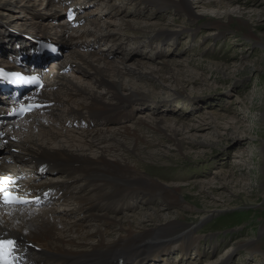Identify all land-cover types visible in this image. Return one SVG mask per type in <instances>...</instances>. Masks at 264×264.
<instances>
[{
    "label": "rangeland",
    "instance_id": "rangeland-1",
    "mask_svg": "<svg viewBox=\"0 0 264 264\" xmlns=\"http://www.w3.org/2000/svg\"><path fill=\"white\" fill-rule=\"evenodd\" d=\"M186 1L196 15L193 21L176 14L172 8L158 9L140 0H89L84 8L94 12L98 6H104L97 8L102 14H95V18L105 20L102 33L108 38L95 49L108 53L105 61L122 67L119 53L123 52L131 57L125 61L130 68L134 69L137 61L145 65L140 72L134 69L133 74H124L122 82L130 87L141 86L139 90L147 101L137 106L129 104L127 110L132 108V118L122 124L98 123L93 128L137 130L144 139L138 141L141 164L144 162L138 169L141 174L166 187L180 185L186 190L184 194L181 192L182 207L159 197L146 200L142 191H137L131 203L111 216L130 220L129 227L144 236H147L145 230L155 229L153 222L193 226L192 239L196 243L188 250H183L181 240L175 241L164 249L165 255L148 257L143 264H218L224 260L222 264H262L259 255L244 246L258 241L256 246L264 249V117H261L264 113V0ZM0 2L7 5L0 11V23L12 28L13 33L20 29V10L30 14L31 7L45 13L41 0ZM28 25H25L27 30L33 23ZM158 27H163L170 38L158 35ZM47 30L50 31L49 26ZM0 40L11 39L0 36ZM120 42L122 47L118 45ZM66 47L63 45L59 50L63 60L69 56L70 47ZM85 74L74 70L63 77L79 88L106 96L93 74ZM60 97L63 101L60 111L64 114L57 111L55 116L50 115V119L59 122L66 119L68 105L76 104L68 102L64 95ZM52 107L45 112H56ZM155 118H162L170 125L177 121L173 128L177 129V137L183 138L182 151L176 149V141L153 130ZM64 129L73 136L87 128L66 126ZM62 140L65 144L66 140ZM1 145L4 154L14 150L8 143ZM85 152L95 156L96 148ZM151 152L156 155L147 160ZM127 156L134 163L135 157ZM57 175L55 181H60L62 177ZM201 184H205V189L198 187ZM62 202L46 207L55 209L59 217L77 221L79 218L70 213L74 205L67 200ZM83 223L93 231V236L86 240L95 242L94 231L100 224ZM115 233L106 235V239L113 238ZM152 254L155 253L148 256Z\"/></svg>",
    "mask_w": 264,
    "mask_h": 264
},
{
    "label": "bare ground",
    "instance_id": "bare-ground-1",
    "mask_svg": "<svg viewBox=\"0 0 264 264\" xmlns=\"http://www.w3.org/2000/svg\"><path fill=\"white\" fill-rule=\"evenodd\" d=\"M140 1L158 9L172 8L176 14L185 15L192 21L196 17L186 0ZM41 2L45 13L35 11L31 7H29L30 14L20 10V29L14 30V33L9 30L0 31V36L6 40L11 39L7 42L0 40V63L6 55L14 52L13 50L16 51L14 48L16 46L19 49L26 45L33 46L35 42L42 43V41H48L52 45L62 43L70 47L65 64L71 69L86 73L85 75L93 74L95 81L105 89L106 96H101V93L97 91L79 88L60 75V79L54 84L55 89L50 91L47 88L48 90L36 92V100L50 103L56 112H42L14 121L13 118L4 117L9 110L8 102L0 103V133L3 134V137H0V147L2 148L1 144L8 143L14 150L19 149L5 154L3 164L7 159H13L17 163L33 167L35 171L39 168L45 170L44 176L52 173L59 174V177H62L60 181L55 179L33 181L27 190L34 195L46 196V204L53 199L71 202L74 207L70 213L79 218L73 221L59 217L55 215V209L50 207L35 209L12 205L4 208L0 213L1 234L17 240L19 245L17 253L26 264H143L148 257L165 255L164 249L180 240L183 250H188L190 245L196 243L192 239L194 231L192 225L188 227L179 223L156 225L157 223L153 222L155 229L145 230L147 236H144V233L129 227L130 220L111 216H116L121 211L119 208L126 203H131L137 191H142L146 200L159 197L164 202L182 207L181 192L184 194L186 190L180 185L166 187L160 181L141 174L138 169H141L144 162L141 164L142 157L138 152V141L144 139L137 130L124 128L123 131H108V129L97 127L89 129L90 123L94 125L122 124L127 118H131L133 110L132 108L127 110L129 104L137 106L147 101L146 96L139 90L141 86L130 87L122 82L124 74H133L134 69L140 72L145 65L137 61L133 64L134 69L130 68L125 61L131 57H127L123 52L119 53L122 55L119 58L122 67L105 61L108 53L97 51L92 46H85L78 40V35H72L70 23L65 20L62 10H65L66 4L84 9L89 0H41ZM6 7L5 3L0 2V11H4ZM94 17L95 13L91 18L93 24L81 31L88 30L100 36L105 31L103 28L106 25L105 20L97 18L93 20ZM27 23L28 27L33 23L28 30L25 26ZM48 26L50 31L47 30ZM157 34L170 38L163 27L157 28ZM118 45L122 47L121 42ZM61 95L66 96L68 102L76 104L68 105L65 110L66 119L59 122L50 119V115L55 116L57 111H60V106L63 104ZM261 117H264V113ZM28 118L32 120L29 121ZM67 121L71 124L85 121L88 127L81 131L80 135L79 133L73 136L68 135L64 129L68 125ZM173 123L177 121L170 125L162 118H155L152 120V128L165 138L176 141L174 143L176 149L182 151L183 138L177 137V129L173 128ZM56 126L57 129H54ZM27 133L31 134L29 138ZM62 139L66 140L65 144L62 143ZM108 140L111 143H108ZM127 140L128 144H126ZM50 142L55 145L49 144ZM92 148H96L95 156H89L85 152ZM109 153H112L110 155L112 158H107ZM127 154L135 157L134 163L131 164L132 161H129L130 157ZM155 155L156 153L151 152L146 159L151 160ZM77 181H80L78 185ZM198 187L205 189V184ZM262 193L264 200V191ZM79 215L81 217H77ZM201 215H205V212ZM88 221H97L104 227L100 225L96 227L95 242L86 240L93 236V231L86 229L83 223ZM111 233H115L113 238L106 239V235L110 236ZM190 239L192 242H188ZM256 242H250L244 247H248V250L253 249L252 252H256L261 263L264 264V249L256 246L259 243L255 244ZM149 253L155 254L148 256Z\"/></svg>",
    "mask_w": 264,
    "mask_h": 264
},
{
    "label": "snow or ice",
    "instance_id": "snow-or-ice-1",
    "mask_svg": "<svg viewBox=\"0 0 264 264\" xmlns=\"http://www.w3.org/2000/svg\"><path fill=\"white\" fill-rule=\"evenodd\" d=\"M33 105L27 107L21 106V111L31 110ZM7 182V178L4 181H0V200L5 204L11 203H26L27 201L22 200L19 196L10 192L6 187L3 186ZM14 246V241L11 240H0V264H9L7 257L10 255L11 250Z\"/></svg>",
    "mask_w": 264,
    "mask_h": 264
},
{
    "label": "water",
    "instance_id": "water-1",
    "mask_svg": "<svg viewBox=\"0 0 264 264\" xmlns=\"http://www.w3.org/2000/svg\"><path fill=\"white\" fill-rule=\"evenodd\" d=\"M0 21H1V20H0ZM0 30H9L11 33L13 32V29H12V28H10V27L7 26V25H3V24H1V23H0ZM4 155H5L4 152L2 151V149H0V158L2 157V159H0V169H1L2 166H3V161H4V159H5V158H3Z\"/></svg>",
    "mask_w": 264,
    "mask_h": 264
}]
</instances>
